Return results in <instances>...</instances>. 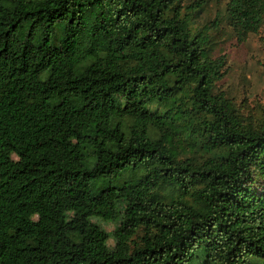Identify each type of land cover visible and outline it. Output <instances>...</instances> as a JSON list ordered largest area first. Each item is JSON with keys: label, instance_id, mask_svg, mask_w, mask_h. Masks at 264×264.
<instances>
[{"label": "trees", "instance_id": "trees-1", "mask_svg": "<svg viewBox=\"0 0 264 264\" xmlns=\"http://www.w3.org/2000/svg\"><path fill=\"white\" fill-rule=\"evenodd\" d=\"M184 2L0 0V264H264V122L214 93L219 22ZM226 11L240 43L264 22Z\"/></svg>", "mask_w": 264, "mask_h": 264}, {"label": "rangeland", "instance_id": "rangeland-1", "mask_svg": "<svg viewBox=\"0 0 264 264\" xmlns=\"http://www.w3.org/2000/svg\"><path fill=\"white\" fill-rule=\"evenodd\" d=\"M194 0H185L191 3ZM229 0H206L204 7L192 17L191 25L195 30L207 27L217 19L219 25L210 30L209 45L212 58L226 56L224 78L216 84L214 93L224 92L231 101L237 114L246 124L259 125L264 122V22L256 34H250L245 42L237 40L230 18L227 14ZM183 139H175L180 157L194 159L198 164L209 158H217L226 154V149H209L201 140L188 132ZM105 230L112 233L117 223L94 219ZM115 246L113 238L109 240ZM200 264V262H196Z\"/></svg>", "mask_w": 264, "mask_h": 264}]
</instances>
